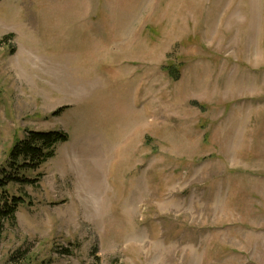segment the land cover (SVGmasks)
Masks as SVG:
<instances>
[{
  "label": "rangeland",
  "instance_id": "374dc122",
  "mask_svg": "<svg viewBox=\"0 0 264 264\" xmlns=\"http://www.w3.org/2000/svg\"><path fill=\"white\" fill-rule=\"evenodd\" d=\"M28 130L0 264H264V0H0L1 168Z\"/></svg>",
  "mask_w": 264,
  "mask_h": 264
},
{
  "label": "trees",
  "instance_id": "16d2710c",
  "mask_svg": "<svg viewBox=\"0 0 264 264\" xmlns=\"http://www.w3.org/2000/svg\"><path fill=\"white\" fill-rule=\"evenodd\" d=\"M11 34L7 38H13ZM60 108L55 113L61 112ZM69 134L64 130L39 131L28 130L24 139H18L10 150L8 163L0 167V239L6 224L14 226L17 223L16 213L18 207L24 202L23 197L11 194L10 184H36L38 177L32 178L28 173L36 171L46 161L55 156L59 143L66 142ZM68 251V249H66ZM13 256L11 264H17Z\"/></svg>",
  "mask_w": 264,
  "mask_h": 264
}]
</instances>
